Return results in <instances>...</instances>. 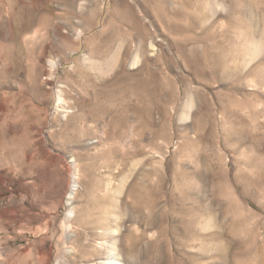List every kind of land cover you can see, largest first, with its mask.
<instances>
[{
	"label": "rangeland",
	"instance_id": "374dc122",
	"mask_svg": "<svg viewBox=\"0 0 264 264\" xmlns=\"http://www.w3.org/2000/svg\"><path fill=\"white\" fill-rule=\"evenodd\" d=\"M114 244L264 264V0H0V264Z\"/></svg>",
	"mask_w": 264,
	"mask_h": 264
},
{
	"label": "bare ground",
	"instance_id": "6f19581e",
	"mask_svg": "<svg viewBox=\"0 0 264 264\" xmlns=\"http://www.w3.org/2000/svg\"><path fill=\"white\" fill-rule=\"evenodd\" d=\"M75 186L76 185H74V187ZM75 190L76 189L74 188L72 190V192H70L69 197H68L69 199H73L74 198V192L73 191H75ZM110 251H111V254L114 255L115 257H110L104 264H125L123 262V259H122L121 255H120L119 249H118V247L115 244L112 245Z\"/></svg>",
	"mask_w": 264,
	"mask_h": 264
}]
</instances>
